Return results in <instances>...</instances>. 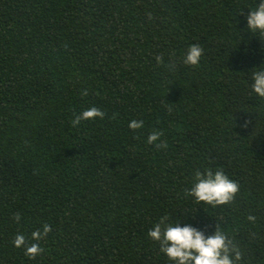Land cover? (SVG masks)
Returning <instances> with one entry per match:
<instances>
[{
	"label": "trees",
	"instance_id": "1",
	"mask_svg": "<svg viewBox=\"0 0 264 264\" xmlns=\"http://www.w3.org/2000/svg\"><path fill=\"white\" fill-rule=\"evenodd\" d=\"M258 2L0 0V264H174L148 236L163 216L206 235L219 224L238 264H264ZM192 45L198 66L183 62ZM91 107L104 118L73 127ZM208 168L239 184L233 203L185 195ZM17 234L43 252L30 259Z\"/></svg>",
	"mask_w": 264,
	"mask_h": 264
},
{
	"label": "clouds",
	"instance_id": "2",
	"mask_svg": "<svg viewBox=\"0 0 264 264\" xmlns=\"http://www.w3.org/2000/svg\"><path fill=\"white\" fill-rule=\"evenodd\" d=\"M246 20L247 29L264 41V0H260L247 14ZM202 54L203 49L199 45H192L183 62L186 65L198 66ZM156 59L158 62L162 61L161 56H157ZM250 76L253 81L250 85L251 91L264 99V65L255 68ZM81 95L87 96V90L85 89ZM104 116L105 113L101 109L91 107L75 115L71 125L76 127L81 121L97 117L103 119ZM143 126L142 120L133 119L129 123V128L132 130L141 129ZM162 135L161 131H152L147 137V143L155 144L157 149H166L167 142L157 143ZM239 190V184L230 179L223 170L197 169L193 176V185L185 190V195L193 197L197 204L204 203L216 207L233 203ZM14 218L19 221L20 214L17 213ZM247 218L255 221L252 215ZM51 231L52 227L44 224L42 230L37 229L32 232L31 239L40 241L47 238ZM148 236L159 243L161 252L174 264H238L242 259L238 246L220 229L219 224L214 234L206 235L204 231L192 225L181 226L179 220L174 224L170 223L169 217L163 216L154 228L149 230ZM13 243L17 248L23 247L25 255L30 259L43 252L39 243H28L23 234H17Z\"/></svg>",
	"mask_w": 264,
	"mask_h": 264
}]
</instances>
